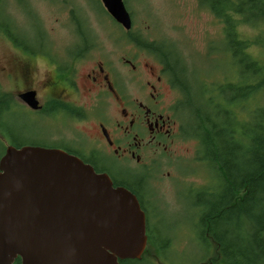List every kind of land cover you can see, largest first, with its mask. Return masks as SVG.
<instances>
[{
  "label": "flooded vegetation",
  "instance_id": "1",
  "mask_svg": "<svg viewBox=\"0 0 264 264\" xmlns=\"http://www.w3.org/2000/svg\"><path fill=\"white\" fill-rule=\"evenodd\" d=\"M10 39L23 57H0V141L62 150L105 174L112 186L129 190L144 212L148 240L159 183L172 176L163 168L184 159L185 140L193 139L196 150L179 115V87L160 57L31 59L35 53Z\"/></svg>",
  "mask_w": 264,
  "mask_h": 264
},
{
  "label": "rangeland",
  "instance_id": "2",
  "mask_svg": "<svg viewBox=\"0 0 264 264\" xmlns=\"http://www.w3.org/2000/svg\"><path fill=\"white\" fill-rule=\"evenodd\" d=\"M123 2L131 17L132 34L146 41L172 43L185 57L197 79L217 84L228 76L235 79L226 67L227 61L225 63V59L230 58L223 47L222 24L198 0ZM79 20L86 38L91 40H87V47L83 50ZM3 25L14 28L26 49L35 53L30 55L31 59H47L46 56L49 59H157L152 52L130 40V31L126 32L116 24L99 0H0V57L11 53L23 57L21 50L5 33ZM253 31L247 25L238 28L239 35L247 38L252 37ZM76 51L81 54H74ZM253 52L264 57L261 48L255 47ZM1 84L3 90H9V84ZM214 92L224 105L219 91L215 89ZM174 94L169 92L168 96ZM235 108L233 106L236 113ZM179 115L184 119L186 111H180ZM1 141L0 156L5 146L10 145L8 141ZM181 147L187 149L183 157L186 163L178 160L175 166L163 168V172L168 169L172 176L159 183L162 193L157 191L154 201L157 217L150 218L148 223L153 234L157 235V246L148 245L142 255L154 264H214L208 261V256L215 254L214 247L211 245L209 249L199 238L198 208L194 203L196 188L216 185L219 177L212 168L207 171L205 165L194 157L193 139L185 140Z\"/></svg>",
  "mask_w": 264,
  "mask_h": 264
},
{
  "label": "trees",
  "instance_id": "3",
  "mask_svg": "<svg viewBox=\"0 0 264 264\" xmlns=\"http://www.w3.org/2000/svg\"><path fill=\"white\" fill-rule=\"evenodd\" d=\"M198 2L222 24L223 47L230 58L225 63L234 80L231 76L220 84L199 80L172 43L146 41L131 31L130 40L160 57L171 81L179 87L178 109L186 111L185 133L196 139L195 158L219 177L216 185H206L195 193L199 238L215 250L208 261L264 264V57L253 52L255 47L264 52V0ZM243 25L253 28L251 38L239 35ZM2 27L10 38L27 47L14 28ZM81 38V44L87 43L84 34ZM86 47L82 44L81 50ZM149 227L143 253L148 245L157 246V235ZM135 262L154 264L143 255L120 260L121 264ZM13 264H20L19 259Z\"/></svg>",
  "mask_w": 264,
  "mask_h": 264
},
{
  "label": "water",
  "instance_id": "4",
  "mask_svg": "<svg viewBox=\"0 0 264 264\" xmlns=\"http://www.w3.org/2000/svg\"><path fill=\"white\" fill-rule=\"evenodd\" d=\"M131 28L123 0H100ZM23 98L31 105V95ZM146 220L133 193L62 150L7 145L0 156V264H121L140 259Z\"/></svg>",
  "mask_w": 264,
  "mask_h": 264
}]
</instances>
